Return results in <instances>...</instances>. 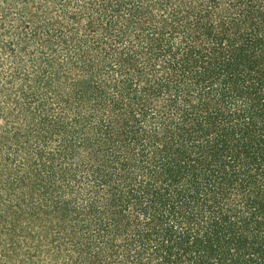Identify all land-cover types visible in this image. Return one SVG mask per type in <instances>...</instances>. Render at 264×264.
<instances>
[{
	"label": "trees",
	"instance_id": "trees-1",
	"mask_svg": "<svg viewBox=\"0 0 264 264\" xmlns=\"http://www.w3.org/2000/svg\"><path fill=\"white\" fill-rule=\"evenodd\" d=\"M0 264H264V0H0Z\"/></svg>",
	"mask_w": 264,
	"mask_h": 264
}]
</instances>
